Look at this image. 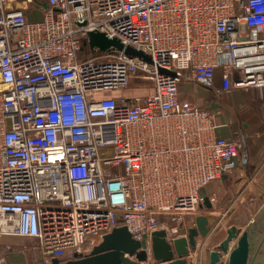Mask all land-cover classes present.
I'll use <instances>...</instances> for the list:
<instances>
[{"label":"built area","instance_id":"obj_1","mask_svg":"<svg viewBox=\"0 0 264 264\" xmlns=\"http://www.w3.org/2000/svg\"><path fill=\"white\" fill-rule=\"evenodd\" d=\"M46 3L29 21L17 0H0V240L33 238L36 263L52 264L117 226L176 235L206 215L218 231L232 211L207 208L203 189L240 146L181 86L219 100L264 87V0ZM89 32L151 61L92 49ZM241 119V138L263 142L264 114L245 107Z\"/></svg>","mask_w":264,"mask_h":264},{"label":"crops","instance_id":"obj_2","mask_svg":"<svg viewBox=\"0 0 264 264\" xmlns=\"http://www.w3.org/2000/svg\"><path fill=\"white\" fill-rule=\"evenodd\" d=\"M17 1L18 5L24 9L29 21H39L42 18L44 9L47 8L46 0ZM186 85L191 90L188 93L185 92ZM192 90L195 91L193 92ZM181 91L190 101L210 108L215 113L218 124L215 128V134L220 137L235 139L243 147V154L247 155L246 164L242 162V154V157L238 159V162L236 160L234 166L231 167L224 178L210 182L203 189L208 199L210 197L209 201L212 206L223 205L224 198H227V205L233 204L232 212L224 219L223 226L216 232L210 229V232L204 238L199 237L197 246L192 250V264H210L209 252L213 247L205 251L209 240L213 239L217 234H225L226 228L232 224L240 228H246L252 225L253 227H257L256 224L258 222H263L262 220L253 221L252 217H256L259 212L261 214L264 213V141L258 143L255 149L251 150L248 140L246 141L241 138L240 129L242 126L241 114L245 107H251L264 114V87L248 88L243 91H237L234 94H227L223 100H219L212 92L190 82H184L181 86ZM198 92L203 95H197ZM222 104H233L237 110L235 113H231L222 107ZM249 161L252 164H249ZM220 196H223V198L219 200ZM258 217H260V214ZM209 219L212 223L214 222L212 217ZM229 221L230 225L225 224ZM187 226L190 227L192 225L190 223ZM15 239H21L24 243L31 242L32 244H36L33 238L17 236L2 237L0 240L2 243L0 244V264H37V251L33 250V253L29 255L26 249L13 248L11 244L15 243ZM15 254L18 255L14 257ZM224 261L225 256L221 258L218 264H224ZM143 264H153V262L149 258Z\"/></svg>","mask_w":264,"mask_h":264},{"label":"water","instance_id":"obj_3","mask_svg":"<svg viewBox=\"0 0 264 264\" xmlns=\"http://www.w3.org/2000/svg\"><path fill=\"white\" fill-rule=\"evenodd\" d=\"M88 45L101 51L117 49L126 55L151 61L142 50L124 45L117 38H110L102 32H89ZM242 162L247 163L246 154H243ZM248 163L252 164L251 161ZM204 201L209 208V199L205 197ZM256 226L242 229L234 224L228 226L224 238L209 252L210 264L217 263L222 256H225L224 264H257L264 260L261 255H264V230H261L264 223L258 222ZM210 229L211 223L206 215L195 216L194 224L186 232L176 235L166 226H161L137 239L126 226H117L87 254L81 256L76 253L73 258L64 261L53 258L52 264H143L148 258L153 264H192V250L197 246L198 238L206 237Z\"/></svg>","mask_w":264,"mask_h":264},{"label":"rangeland","instance_id":"obj_4","mask_svg":"<svg viewBox=\"0 0 264 264\" xmlns=\"http://www.w3.org/2000/svg\"><path fill=\"white\" fill-rule=\"evenodd\" d=\"M190 89V87L188 86V85H186L185 86V92L186 93H188L189 91H191V90H189ZM193 92L195 91V90H192ZM197 95H203L202 93H197ZM222 107H224L225 109H227L229 112H231V113H235L236 112V107L233 105V104H223V106ZM264 141V140H263ZM239 146H240V153L237 155V157H236V159H237V162H238V159H240L241 157H242V154L244 153V149H243V147L241 146V144H239ZM249 154H250V152H249ZM223 198V196H220V198H219V200L220 199H222ZM224 204L225 205H227V199H225L224 198ZM232 205L233 204H228L227 206L228 207H226L225 208V210H228V213H230L231 211H232ZM231 214V213H230ZM229 214V215H230ZM260 214V217H258V215ZM258 215L255 217L254 216V218L252 217V220L253 221H259V220H262L263 222H264V218H263V215H264V213H262L261 214V212H259L258 213ZM191 221L192 220H187V222L185 223L186 225H188V224H190L191 223ZM184 224V225H185ZM223 224H224V220H223ZM225 224H227V225H230V221L229 222H227V223H225ZM233 225V224H232ZM235 225V224H234ZM225 226V225H224ZM238 227V226H237ZM251 227H253V225L251 226ZM239 229H242V228H240V227H238ZM261 230H264V226H263V228H261ZM224 232H226V231H224ZM226 234V233H225ZM225 234H217L213 239H211V240H209L208 242H207V246L205 247V251H207L209 248H214V246L216 245V243H218L222 238H224V236H225ZM0 244H2L1 243V241H0ZM34 245H35V243L34 244H32L31 242H27V243H24L23 242V240H21V239H15V243L14 244H11V246L13 247V248H16V247H19V248H23V249H26L27 250V253L29 254V255H31L32 253H33V250H32V247H34ZM209 245V246H208ZM212 248V249H213ZM16 255H18V254H15L14 255V257L16 256ZM261 255L264 257V255L261 253ZM218 264V263H217ZM222 264V263H221ZM257 264H264V260H261V261H258L257 262Z\"/></svg>","mask_w":264,"mask_h":264},{"label":"bare ground","instance_id":"obj_5","mask_svg":"<svg viewBox=\"0 0 264 264\" xmlns=\"http://www.w3.org/2000/svg\"><path fill=\"white\" fill-rule=\"evenodd\" d=\"M248 144H249V148L251 149V150H253V149H255V147L258 145V141L257 140H255V139H249L248 140ZM222 257H224V256H222ZM221 257V258H222ZM149 259V258H148ZM221 260V259H220ZM220 260L218 261V262H220ZM147 261V260H146ZM146 261H144V262H146ZM217 262V263H218ZM223 264V263H222Z\"/></svg>","mask_w":264,"mask_h":264}]
</instances>
